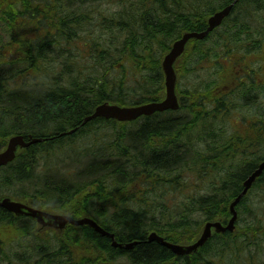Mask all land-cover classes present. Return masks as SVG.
<instances>
[{"label":"trees","instance_id":"16d2710c","mask_svg":"<svg viewBox=\"0 0 264 264\" xmlns=\"http://www.w3.org/2000/svg\"><path fill=\"white\" fill-rule=\"evenodd\" d=\"M234 1L0 0L8 6L0 21L20 53L0 64V151L14 135L44 139L0 169V199L90 217L117 243L137 242L115 247L89 225L37 232L33 218L0 207V264H264V223L248 210L250 197L236 208L238 231L214 234L191 256L148 242L156 232L190 244L207 221L226 222L264 160V0H239L220 28L188 43L176 64L180 80L212 72L178 83V111L83 125L106 101L163 100L162 60L173 43L206 30L207 18ZM59 153L72 160L73 179L63 178L60 164L52 172ZM35 180L40 188L26 190ZM254 186L264 199V173Z\"/></svg>","mask_w":264,"mask_h":264},{"label":"water","instance_id":"95a60500","mask_svg":"<svg viewBox=\"0 0 264 264\" xmlns=\"http://www.w3.org/2000/svg\"><path fill=\"white\" fill-rule=\"evenodd\" d=\"M238 1L239 0H235L233 4L212 15L208 20L209 25L207 30L203 32H186L179 40H177L173 44L171 51L164 57L162 63L163 71L165 74L166 92V96L163 101L151 102L148 104L132 107H122L116 104H111L110 102H104L98 105L94 113L85 119L84 124H86L90 120H94L97 118L114 119L118 123H123L127 121L137 120L142 116H150L156 112H164L169 109L178 110L180 108V102L179 97L176 93V85L178 80L177 74L174 69L176 61L184 54L186 44L191 39L201 40L205 38L210 31L220 26L224 19L229 16L233 6ZM72 133L73 131L70 132V134ZM43 140L44 139L30 138V140L27 142L25 137L22 135L12 136L9 139L7 148L0 152V167L3 165H7L9 162L15 159L18 146L20 148L29 147ZM263 171L264 161L260 164L259 168L244 182L243 191L231 204V212L233 213V217L227 227H223L220 222L207 223L204 226L199 239L192 244H174L169 241H166L164 237L158 235L156 232H152L149 234L148 242H157L160 245L170 249L175 255L185 256L194 254L199 250V248L203 247L211 238L213 228H215L216 232H226L228 230L230 232H234L236 230L235 223L238 217L236 206L240 203L243 196L248 193L249 189L253 186L257 178L262 175ZM0 206L9 211L15 212L18 215H27L33 217L40 224V230L46 228L63 230L68 224H73L75 226L89 225L101 235L111 237V239L113 240V245L115 247H125L126 249H132L137 244V242H134L123 246L122 244L117 243L115 240V235L113 233L105 231L100 225L97 224L95 220L90 217L74 219L70 215L55 214L43 211L26 205L24 203L14 201L11 198L2 199L0 201Z\"/></svg>","mask_w":264,"mask_h":264},{"label":"rangeland","instance_id":"374dc122","mask_svg":"<svg viewBox=\"0 0 264 264\" xmlns=\"http://www.w3.org/2000/svg\"><path fill=\"white\" fill-rule=\"evenodd\" d=\"M5 4H2V3H0V8H8V6H6ZM15 12H16V10H15ZM1 14V13H0ZM9 27L8 26H6L2 21H0V31L2 32V35H3V38H2V40H1V42H0V45H2V44H4V43H6L8 40H10V38H11V36H9ZM7 32V33H6ZM42 37V36H41ZM195 59H192V61L191 62H193L194 64H195ZM56 62V61H55ZM54 65H56V64H54ZM196 65V64H195ZM47 66H48V70L51 72V67H52V64L50 65V64H47ZM49 72V73H50ZM56 72V71H55ZM54 72V73H55ZM209 72H212L211 71V69H205V70H201V71H196V72H194L193 74L191 73V74H188L185 78H183L182 80H180V84H182L183 86H185V84L188 82V83H198L199 81H200V78L201 77H205V78H210L209 77ZM53 73V74H54ZM52 75V74H51ZM235 116V115H234ZM232 119L234 120L235 119V117H232ZM229 123V122H228ZM51 158H53L52 160H51V165H52V172H55L56 170H57V168H56V166L55 165H57V164H60V165H62V167H60V168H58V170H59V173H61L62 174V172L61 171H65L64 173H63V178L64 179H73V168H72V166H69L70 165V162H71V164H72V160L70 159V160H66L65 161V163H64V161L63 160H65V158L64 157H62V153H59L58 155H55V156H53V157H51ZM49 169H51L50 168V165L48 166V168H47V172H49ZM46 172V171H45ZM44 172V173H45ZM41 178H43V174H42V172H41V167H40V169L38 170V172H37V177H36V179H38V180H40ZM34 184L37 186H35V185H33V184H31V186H28V184H25L24 185V187H25V189H26V187H28L29 188V190H30V192H33L34 191V189L35 188H40V183H38L36 180L34 181ZM27 190V189H26ZM255 190H256V187H254L253 188V190L251 191V193H250V198H252V204L250 205V202H249V205H248V210H250V206H252V207H254V209H255V211H256V213H257V215L260 217V220L264 223V199H262V200H260V197L258 196V195H256V192H255ZM28 192V191H27ZM251 211V210H250ZM244 216H245V214H244ZM243 216V217H244ZM53 231H56V232H58V230H53ZM44 235V234H43ZM215 247H217V246H215ZM124 249H126V248H124ZM231 258H228V261L231 263V264H235V262L232 260ZM263 262H264V256H263V260H262ZM222 264H224V263H222ZM240 264H243V263H240Z\"/></svg>","mask_w":264,"mask_h":264},{"label":"flooded vegetation","instance_id":"af4514ba","mask_svg":"<svg viewBox=\"0 0 264 264\" xmlns=\"http://www.w3.org/2000/svg\"><path fill=\"white\" fill-rule=\"evenodd\" d=\"M1 40H2V35L0 36V42H1ZM1 46V45H0ZM1 64V63H0ZM208 101H216L214 98L213 99H208ZM118 261V260H117ZM123 261V263H124V260H122ZM126 261V260H125ZM119 263H120V261H118Z\"/></svg>","mask_w":264,"mask_h":264},{"label":"bare ground","instance_id":"6f19581e","mask_svg":"<svg viewBox=\"0 0 264 264\" xmlns=\"http://www.w3.org/2000/svg\"><path fill=\"white\" fill-rule=\"evenodd\" d=\"M19 217H21V216H19ZM22 217H24V216L22 215Z\"/></svg>","mask_w":264,"mask_h":264}]
</instances>
